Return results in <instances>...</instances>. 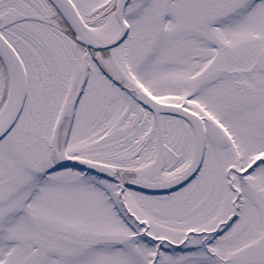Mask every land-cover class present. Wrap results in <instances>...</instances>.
<instances>
[{
	"label": "snow or ice",
	"instance_id": "1",
	"mask_svg": "<svg viewBox=\"0 0 264 264\" xmlns=\"http://www.w3.org/2000/svg\"><path fill=\"white\" fill-rule=\"evenodd\" d=\"M0 264H264V0H0Z\"/></svg>",
	"mask_w": 264,
	"mask_h": 264
}]
</instances>
